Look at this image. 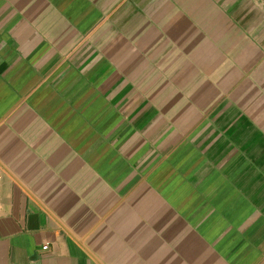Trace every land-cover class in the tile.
<instances>
[{"label":"crops","instance_id":"crops-1","mask_svg":"<svg viewBox=\"0 0 264 264\" xmlns=\"http://www.w3.org/2000/svg\"><path fill=\"white\" fill-rule=\"evenodd\" d=\"M0 264H264V0H0Z\"/></svg>","mask_w":264,"mask_h":264}]
</instances>
